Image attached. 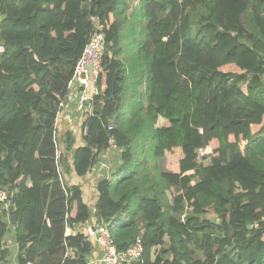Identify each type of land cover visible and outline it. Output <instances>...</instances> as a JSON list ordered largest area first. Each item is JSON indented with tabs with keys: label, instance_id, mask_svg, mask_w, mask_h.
I'll return each mask as SVG.
<instances>
[{
	"label": "trees",
	"instance_id": "16d2710c",
	"mask_svg": "<svg viewBox=\"0 0 264 264\" xmlns=\"http://www.w3.org/2000/svg\"><path fill=\"white\" fill-rule=\"evenodd\" d=\"M85 2L0 0V186L13 192L16 264H88L84 226L101 221L119 249L141 238L135 264H264V0H139L145 102L136 91L127 105L119 0ZM95 31L99 95L71 169L85 177L111 137L122 151L92 214L78 185L58 183L52 131Z\"/></svg>",
	"mask_w": 264,
	"mask_h": 264
},
{
	"label": "rangeland",
	"instance_id": "374dc122",
	"mask_svg": "<svg viewBox=\"0 0 264 264\" xmlns=\"http://www.w3.org/2000/svg\"><path fill=\"white\" fill-rule=\"evenodd\" d=\"M139 0H119L118 2V20L120 23L121 37L120 43L123 49L121 59L126 66V87L123 93L122 99L126 103H130L131 97L134 92L140 91L142 94L143 101L145 102V91L144 84L137 83L139 76L138 73V45L141 42V39L144 34V29L146 28L147 19L144 15V11L141 8L135 10L134 15H130L131 12L138 5ZM1 18V16H0ZM145 78V77H144ZM143 78V79H144ZM141 86V87H140ZM68 114L69 117L66 115ZM66 115L62 111L59 114L57 121L54 119L53 125L55 122L56 125L53 126L52 138H53V167L56 171L58 178V183L61 188L63 184L71 186L72 184H79L78 186L83 187L82 196L86 203L90 206L91 213L94 214L97 211V200H98V191L96 189L97 181L108 178L112 175L115 169L120 165V153L122 149L118 147L115 142V145L108 147L104 152L99 154L97 163L92 167L91 171L83 178H88L87 181L79 180L74 172L71 169L72 163V154L75 147L81 145V128L82 125L87 122L88 115L78 114L75 111L67 112ZM64 123V124H62ZM62 124V126H61ZM56 131L55 136L58 138L54 139V132ZM67 133L71 135L70 139H67ZM148 167H152V161L148 160ZM158 170L164 171L163 160L159 159ZM150 174H154V170L149 171ZM91 191V192H90ZM168 199L171 200V194H168ZM11 211L12 208L7 211L2 210L0 213V221L8 222L7 232L2 238V244H10L12 240L11 228ZM91 223H87L84 226V230L88 231V228L91 227ZM8 255L5 254L6 259L10 260L14 254L13 247L8 248ZM7 250V249H5Z\"/></svg>",
	"mask_w": 264,
	"mask_h": 264
},
{
	"label": "built area",
	"instance_id": "2783aa9c",
	"mask_svg": "<svg viewBox=\"0 0 264 264\" xmlns=\"http://www.w3.org/2000/svg\"><path fill=\"white\" fill-rule=\"evenodd\" d=\"M104 53L105 35L100 31H95L90 35L79 60L75 64L72 77L68 82L67 99L65 98L59 105L58 116L63 110L65 115L72 110L78 114H89L95 103V97L99 95L97 81ZM66 116L69 117L68 114ZM111 129L112 126H109L108 130ZM114 142L111 137L108 140V147L115 145ZM12 195V191L0 186V213L2 210L9 211L13 208ZM91 227L88 228L87 232L93 241L101 247L103 254L100 261L103 264H135L139 262L143 251L140 237L136 238L127 248L119 249L109 233L107 223L101 221Z\"/></svg>",
	"mask_w": 264,
	"mask_h": 264
},
{
	"label": "crops",
	"instance_id": "0c3cea01",
	"mask_svg": "<svg viewBox=\"0 0 264 264\" xmlns=\"http://www.w3.org/2000/svg\"><path fill=\"white\" fill-rule=\"evenodd\" d=\"M89 1L90 0H88V2H85L84 3V5L83 6H85V7H87V6H89ZM119 21V20H118ZM69 82V81H68ZM68 82H67V85H66V88L68 87ZM141 87V86H140ZM137 92H140V91H137ZM64 111V110H63ZM65 112V111H64ZM58 118V110H57V112H56V114H55V120ZM62 124H64V123H62ZM62 124H61V126H62ZM56 125V122L54 123V125L53 126H55ZM63 127V126H62ZM77 179H79V180H84V181H87L88 180V178H77ZM100 181V180H99ZM99 181H97V183H96V186H97V184H98V182ZM28 185H30V183L28 182ZM72 185H79V184H72ZM80 189H81V192H83V187H81L80 186ZM91 192V191H90ZM11 216H12V214H11ZM87 234H88V232H87ZM12 235H13V231H12ZM93 240V239H92ZM10 244H2V248H6V249H8V248H12L13 247V249H14V254H13V256L11 257V263L12 264H16L17 262H16V244L14 243V241H13V237H12V240L9 242ZM9 250V249H8ZM102 254H103V251H102V249H101V247H99L94 241H93V244H92V250H91V252H90V254H89V256H88V264H103L101 261H100V258H101V256H102ZM4 263H7V264H9L10 263V260H9V257H8V259H6V256H5V262Z\"/></svg>",
	"mask_w": 264,
	"mask_h": 264
},
{
	"label": "water",
	"instance_id": "95a60500",
	"mask_svg": "<svg viewBox=\"0 0 264 264\" xmlns=\"http://www.w3.org/2000/svg\"><path fill=\"white\" fill-rule=\"evenodd\" d=\"M95 22L97 23L98 19L97 18H94ZM68 97V96H67ZM67 99V98H66Z\"/></svg>",
	"mask_w": 264,
	"mask_h": 264
}]
</instances>
